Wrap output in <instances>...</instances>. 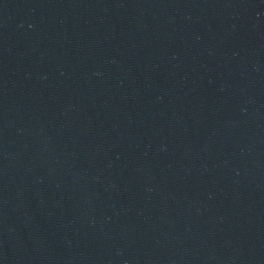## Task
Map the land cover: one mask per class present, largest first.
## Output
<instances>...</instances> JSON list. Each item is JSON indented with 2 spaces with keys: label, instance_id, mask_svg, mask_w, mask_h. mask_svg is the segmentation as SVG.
Listing matches in <instances>:
<instances>
[{
  "label": "water",
  "instance_id": "water-1",
  "mask_svg": "<svg viewBox=\"0 0 264 264\" xmlns=\"http://www.w3.org/2000/svg\"><path fill=\"white\" fill-rule=\"evenodd\" d=\"M0 264H264V0H0Z\"/></svg>",
  "mask_w": 264,
  "mask_h": 264
}]
</instances>
